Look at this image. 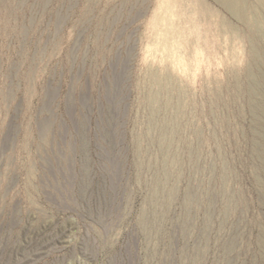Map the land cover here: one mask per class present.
<instances>
[{
    "label": "rangeland",
    "instance_id": "rangeland-1",
    "mask_svg": "<svg viewBox=\"0 0 264 264\" xmlns=\"http://www.w3.org/2000/svg\"><path fill=\"white\" fill-rule=\"evenodd\" d=\"M238 2L0 0V264H264V0Z\"/></svg>",
    "mask_w": 264,
    "mask_h": 264
},
{
    "label": "bare ground",
    "instance_id": "bare-ground-1",
    "mask_svg": "<svg viewBox=\"0 0 264 264\" xmlns=\"http://www.w3.org/2000/svg\"><path fill=\"white\" fill-rule=\"evenodd\" d=\"M221 1V3L224 5V6H226V7H228V8H231V9H233L235 12H237L238 14H240V4H239V0H220ZM240 10V11H239ZM243 12V11H242ZM241 12V13H242ZM243 14V13H242ZM245 19H246V17H245ZM247 20V19H246Z\"/></svg>",
    "mask_w": 264,
    "mask_h": 264
}]
</instances>
